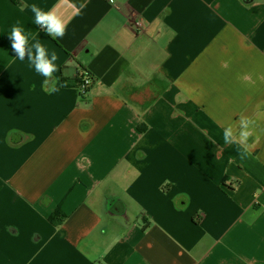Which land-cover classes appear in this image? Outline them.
I'll return each instance as SVG.
<instances>
[{"label": "crops", "instance_id": "crops-1", "mask_svg": "<svg viewBox=\"0 0 264 264\" xmlns=\"http://www.w3.org/2000/svg\"><path fill=\"white\" fill-rule=\"evenodd\" d=\"M0 264H264V0H0Z\"/></svg>", "mask_w": 264, "mask_h": 264}, {"label": "clouds", "instance_id": "clouds-1", "mask_svg": "<svg viewBox=\"0 0 264 264\" xmlns=\"http://www.w3.org/2000/svg\"><path fill=\"white\" fill-rule=\"evenodd\" d=\"M30 7L31 11L35 13L34 23L40 25L49 35L57 38L65 34V25L54 11L44 12L35 4ZM9 38L12 41V51L20 60H23L27 54L28 59L32 62L38 73L46 78L52 77V73L56 71L54 62L57 60V56L55 52L51 54V58L49 59L46 49L37 41L33 45L35 49V55L33 56L31 50L26 49L27 37L18 22L12 26ZM45 83H47V79ZM241 125L242 127L247 126L243 120L241 121ZM242 135H245V133H242ZM224 139L226 143L232 142V130L230 128L225 129Z\"/></svg>", "mask_w": 264, "mask_h": 264}, {"label": "trees", "instance_id": "trees-1", "mask_svg": "<svg viewBox=\"0 0 264 264\" xmlns=\"http://www.w3.org/2000/svg\"><path fill=\"white\" fill-rule=\"evenodd\" d=\"M83 77H84V76H83ZM83 77L79 78V79L77 80V82H76L77 85L74 86V88H75L76 90H78V94H79V96L81 97V100H84L83 97L85 96V94H82V93L80 92V88H81V84H82V81H83ZM92 85H93V83H92ZM92 85H91V87L88 89L87 93L91 90ZM87 93H86V94H87ZM44 202H45V204H47L46 200H45ZM63 221H64V216H63L60 212L55 213L54 215H52V216L49 218V222H50L54 227H60V226L63 224Z\"/></svg>", "mask_w": 264, "mask_h": 264}, {"label": "built area", "instance_id": "built-area-1", "mask_svg": "<svg viewBox=\"0 0 264 264\" xmlns=\"http://www.w3.org/2000/svg\"><path fill=\"white\" fill-rule=\"evenodd\" d=\"M92 85V81L90 78L86 77V78H83V81H82V84H81V88H80V92L82 94H85L87 93L88 89L91 87ZM233 184H237L238 182L236 180H233L232 182Z\"/></svg>", "mask_w": 264, "mask_h": 264}, {"label": "rangeland", "instance_id": "rangeland-1", "mask_svg": "<svg viewBox=\"0 0 264 264\" xmlns=\"http://www.w3.org/2000/svg\"><path fill=\"white\" fill-rule=\"evenodd\" d=\"M234 185H236V186H237V184H234ZM236 186H232L233 188H231V190H234V189L236 188Z\"/></svg>", "mask_w": 264, "mask_h": 264}]
</instances>
